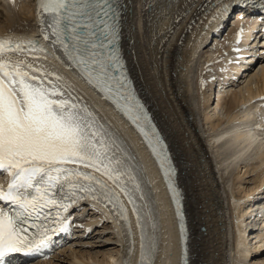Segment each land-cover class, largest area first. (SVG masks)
Returning a JSON list of instances; mask_svg holds the SVG:
<instances>
[{
  "label": "bare ground",
  "instance_id": "bare-ground-1",
  "mask_svg": "<svg viewBox=\"0 0 264 264\" xmlns=\"http://www.w3.org/2000/svg\"><path fill=\"white\" fill-rule=\"evenodd\" d=\"M27 1L31 0H0V40L47 46L46 53L24 52L19 58L60 76L119 138L141 184L137 196L144 199L137 203L146 205L144 231L154 245V264H179L178 220L144 138L58 47L43 39L38 0H32L33 6ZM233 4L234 10L240 9L236 4L241 3L234 0H117L116 5L128 74L179 171L191 264H264V64L250 76L231 81L235 58L230 49L242 48L235 42L242 32L239 20H226ZM211 38L214 47L204 49ZM254 50L241 52L245 57ZM222 176L227 177L225 187ZM121 199L128 209L131 235L108 208L88 202V226H99L87 242L78 240L77 247L36 264H59L65 257L67 264H140L141 230L131 205L122 194ZM70 221L67 216L66 231L74 228ZM94 239L98 245L91 244Z\"/></svg>",
  "mask_w": 264,
  "mask_h": 264
},
{
  "label": "snow or ice",
  "instance_id": "snow-or-ice-1",
  "mask_svg": "<svg viewBox=\"0 0 264 264\" xmlns=\"http://www.w3.org/2000/svg\"><path fill=\"white\" fill-rule=\"evenodd\" d=\"M116 5L117 0H38L43 39L58 47L80 76L136 127L164 170L160 138L131 90L116 47ZM37 50L47 52L32 41L0 40V174L9 177L7 191L0 188V201L16 209L0 208V264L12 253L39 249L51 232L66 230L64 213L81 201L108 208L131 235L121 194L141 230L140 264H154V245L144 231L146 205L137 203L144 196H137L142 189L136 169L127 163L119 138L73 95L71 85L19 58ZM170 175L166 170V179ZM53 207L57 227L30 233V227L39 225L28 221L50 215ZM180 232L183 235L182 222Z\"/></svg>",
  "mask_w": 264,
  "mask_h": 264
},
{
  "label": "rangeland",
  "instance_id": "rangeland-1",
  "mask_svg": "<svg viewBox=\"0 0 264 264\" xmlns=\"http://www.w3.org/2000/svg\"><path fill=\"white\" fill-rule=\"evenodd\" d=\"M24 1V0H23ZM27 3H28V5H30L31 4V6H33L32 5V0L31 1H27ZM223 36H224V34H223ZM209 44H212L211 46H213L214 47V42H213V39H212V41H210L209 42ZM211 46H208V48L210 47L211 48ZM226 179H227V177L226 176H222V184H223V186L225 187V181H226ZM226 191H227V189H226ZM248 221V220H247ZM250 222H251V219L248 221V223L250 224ZM102 230V229H101ZM93 239V238H92ZM96 240V241H95ZM211 241H212V239L211 240H209L208 242L209 243H211ZM98 242H100L99 240H97V239H94V241L92 242L91 241V244H97L98 245ZM253 242V241H252ZM104 243V242H103ZM105 244V246H108V247H110V246H112V245H114V243H104ZM115 246V245H114ZM210 247H212L211 245H209ZM95 249H98L97 247H95ZM211 249V248H210ZM66 262V263H65ZM67 259H66V257H65V259H63V260H61V262H59V264H67ZM69 264V263H68Z\"/></svg>",
  "mask_w": 264,
  "mask_h": 264
}]
</instances>
